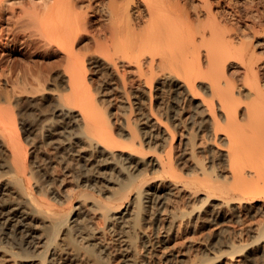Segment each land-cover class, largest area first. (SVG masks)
<instances>
[{"label": "bare ground", "instance_id": "6f19581e", "mask_svg": "<svg viewBox=\"0 0 264 264\" xmlns=\"http://www.w3.org/2000/svg\"><path fill=\"white\" fill-rule=\"evenodd\" d=\"M214 1L0 0L1 72L34 51L65 62L28 87L13 68L0 93V264H143L196 225H217L201 256L163 264H264V55L245 47L242 82L210 73ZM21 91L50 111L18 120ZM256 215L249 239L227 235Z\"/></svg>", "mask_w": 264, "mask_h": 264}, {"label": "rangeland", "instance_id": "374dc122", "mask_svg": "<svg viewBox=\"0 0 264 264\" xmlns=\"http://www.w3.org/2000/svg\"><path fill=\"white\" fill-rule=\"evenodd\" d=\"M213 4L214 5L211 7L212 14L209 17H207L205 14H202L203 17L202 22L203 24H205V26L206 25L209 26L211 22L217 21V23H219L220 25V28L222 29V32L220 34L222 33L223 34L220 36H223L221 37L223 39L217 37L218 39H220L217 40V38L216 39L214 38L217 42L211 39V42L207 43V45L205 43V45L201 46L202 47L201 50L203 53L206 52L207 49L206 46L208 47L209 45L210 49H212L211 48L212 46L214 48L213 51H215L216 55L218 56L216 58V55H214L215 53L211 50L214 56V59L210 62L212 68H210L211 65L210 66L207 65V67H209L208 69H210L211 74L214 73L213 65L217 70L224 67L223 72L230 79V81L239 82L241 80L242 82L243 79L241 78H243L242 77L243 72L239 68L238 62L241 58L242 53H244L245 47L248 46V44L251 45L252 47L255 46L254 49L256 48L255 49L256 53L258 55H264L262 54L264 53V0H225V2L220 6L218 3L216 4L215 1L213 2ZM5 16L9 17L8 13H6ZM12 21L13 19L5 20L3 23L0 24V33H3L4 37L7 36L8 30H6V28L12 25ZM255 29L258 31L256 32V35L259 36H256L255 32H253V30ZM233 31H236V34H233ZM224 34L226 36H224ZM228 34H232V42L229 41L231 37H227ZM220 42L223 44H221ZM80 43L82 45L88 44L92 46L93 41L91 35L85 34ZM253 43H256V45ZM215 47L217 48V51ZM203 53L201 56H203L202 59L205 65L207 64L206 63L207 59H205V54L203 55ZM44 56H46L44 51H34L33 53H30V55L25 54L24 57L18 62L17 61L13 62V60L15 59L12 58V61L9 63L8 68H6L4 72H1L0 69V93L4 85L6 84L5 80L8 77L10 78L14 76L12 74L13 68L18 72L21 78L20 86L25 85L26 87H28V83H32V81H34L35 78H41L42 76H44V74L47 71L56 72L57 70H61L63 64L65 63L63 58L57 52L51 53L48 59H46ZM219 64L220 65L223 64V66H220ZM233 67L236 68V70L240 69L239 72L233 70L234 69ZM206 68L204 66V69ZM162 79H164L163 76ZM6 87L9 93L12 94L13 89L11 87V84L6 85ZM18 98L20 102L19 107H21L22 111H24L22 114H20L18 120L22 118L23 119L26 118L28 122H32V121L34 122L35 117L40 112L46 114L50 111L49 109L51 108L50 105L51 103L42 101L40 99L39 92L36 93L31 91L30 92L21 91ZM245 100L248 99L245 98ZM110 105L111 107L108 108H111V110L113 111L115 107H116L115 110H119L120 108L121 110L124 109L123 107L118 106V102H114ZM8 155H9V150L4 145L1 146L0 158L2 157L6 158V156ZM171 198L172 201L177 199V203L179 204L180 207L186 206L183 198H178V197L176 198L171 197ZM259 219H261L260 215L258 216L256 215L254 217L244 216L239 220L232 219L230 221H227L224 223V226L226 227L227 235H230V237L233 239H236V237L239 235L243 240H247L250 238V236L245 234L244 231H246L248 227L257 223ZM216 226L196 225V226L183 228L177 231L170 238V240L165 246L157 248L158 251L157 254L154 255V257L151 258L149 257L145 262H143V264H163L162 261L160 260L161 255L168 251H175V250L178 251L179 253L190 254V256H194V255L195 257L201 256V253H198V255H196V251L190 249V244H196L202 242L204 237L207 234L214 231ZM148 231L151 234V236H153V227H149ZM111 263L120 264V261L114 259L111 261Z\"/></svg>", "mask_w": 264, "mask_h": 264}]
</instances>
